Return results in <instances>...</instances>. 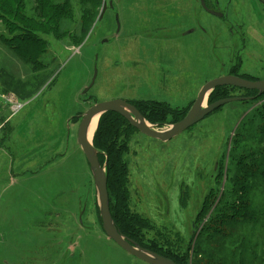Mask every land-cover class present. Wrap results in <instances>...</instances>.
<instances>
[{"label": "rangeland", "instance_id": "374dc122", "mask_svg": "<svg viewBox=\"0 0 264 264\" xmlns=\"http://www.w3.org/2000/svg\"><path fill=\"white\" fill-rule=\"evenodd\" d=\"M110 1L114 8H108L103 20L95 18L88 37L80 40V18L91 7L73 0V20L63 26L70 34L60 40L42 36L46 53L33 59L40 68L35 72L5 43L10 34L0 24V95L15 93L19 98L13 97L14 102L22 105L0 116V126L11 117L2 131L0 127V264H147L121 249L101 227L75 117L97 103H136L139 98L167 102L165 106L186 115L202 88L216 78L236 74L264 80V6L227 13L225 4L216 17L200 0H174L175 9L166 0L103 4ZM157 21V30L151 29ZM95 74L94 86L85 93ZM245 96L235 90L225 99ZM236 104L223 106L166 143L133 133L127 158L130 205L144 220L145 241L163 244L166 239L187 251L206 194L215 186V172L224 157L228 160L241 116L247 113ZM33 112L41 118L34 119ZM60 114L75 119L63 156L47 168L42 167L47 158L38 151L31 160L22 157L28 144L50 146L49 130ZM177 117H170L164 130ZM238 227L243 236L253 231ZM230 252L232 247L223 249L220 258L227 261ZM261 253L257 251L259 257Z\"/></svg>", "mask_w": 264, "mask_h": 264}, {"label": "trees", "instance_id": "16d2710c", "mask_svg": "<svg viewBox=\"0 0 264 264\" xmlns=\"http://www.w3.org/2000/svg\"><path fill=\"white\" fill-rule=\"evenodd\" d=\"M29 2L30 8L26 7ZM72 2L73 0H0V24L10 34L4 41L24 62L33 64L34 72L40 68L35 66L36 60L33 59L46 53L47 42L42 36L50 35L60 40L62 36L70 34V30L63 26L73 20ZM80 2L91 7L85 9L80 18V40H84L90 34L95 18L100 17L103 0ZM220 2L225 3L224 0ZM69 37L72 38L71 35ZM235 90L245 92V97H255L258 94L257 91L235 87H219L211 95L209 104L225 99ZM10 96L0 95V99L6 101L16 94ZM13 103L18 104L14 102V98ZM132 104L154 125L166 126L170 117L186 116L185 113L178 114L164 103L139 101ZM236 106H241L247 113L241 116L236 129L228 154L229 161L224 157L215 172V186L206 194L194 222L193 240L185 252L181 251V247L169 244L166 239L163 244L155 240L145 241L144 220L131 210L130 169L127 159L132 135L138 131L119 114L107 113L100 118L94 146L101 152V163L107 162L111 214L125 236L143 248L172 259L176 264H264V95L253 101L238 102ZM80 116L75 118L80 120ZM178 117L175 123L178 122ZM72 120L75 122V119ZM98 216L102 227L99 208ZM238 225L243 228L251 226L253 231L243 236L245 231H239ZM256 232L259 234L258 242L255 240ZM229 240H232L233 245L227 246ZM227 247H232V252L226 261L220 255ZM258 250H262L260 257L257 255ZM248 254L252 257L249 258Z\"/></svg>", "mask_w": 264, "mask_h": 264}, {"label": "water", "instance_id": "95a60500", "mask_svg": "<svg viewBox=\"0 0 264 264\" xmlns=\"http://www.w3.org/2000/svg\"><path fill=\"white\" fill-rule=\"evenodd\" d=\"M201 3L210 14L215 16L219 15L208 9L204 0H201ZM109 7L114 8L113 1H110L109 3L105 2L103 4L99 20H103ZM219 16L221 17V15ZM96 76L97 74H95L85 93L89 92L94 86ZM219 87H235L247 91H257L258 94L255 97H233L218 100L212 104H206V101L210 99L211 95ZM262 95H264V80L252 81L237 75H228L216 78L208 82L202 88L186 116L181 121L168 126L165 130L164 128L166 126H162L160 124H150L134 104L125 100L117 99L101 102L88 109L81 116L77 142L90 166L99 203L102 228L107 237L114 241L129 255L147 264H176V262L172 259L143 248L139 243L125 236L117 227L110 209L107 162L104 164L101 163V152L94 146V138L92 142L89 140V131L96 117H99L100 120V118L107 113L119 114L139 133L157 141L166 143L199 124L217 109L235 102L253 101Z\"/></svg>", "mask_w": 264, "mask_h": 264}, {"label": "crops", "instance_id": "0c3cea01", "mask_svg": "<svg viewBox=\"0 0 264 264\" xmlns=\"http://www.w3.org/2000/svg\"><path fill=\"white\" fill-rule=\"evenodd\" d=\"M167 3L169 2H172L173 3V7L172 9H175L176 7V3L174 0H166ZM232 6L236 8V11H233V12H243V7H251L254 9V7H258L260 6V4L257 2V0H232ZM182 7V6H181ZM180 7V8H181ZM160 21H157V22H154L150 25V28L153 29V30H157L156 28L157 27V24H159ZM192 28H194L192 26ZM166 39H170V38H166ZM1 93V91H0ZM124 100V99H123ZM140 101H144L146 102L145 100L139 98ZM139 102V101H137ZM165 104L167 102H164ZM169 105V103H167ZM11 110L10 108V105L4 101H2V99H0V116L3 117L4 114H6L7 110ZM12 111V110H11ZM3 114V115H2ZM33 118H37V119H40L41 118V114L38 113V114H35V112H33ZM11 118L10 116L8 117V119ZM56 118L57 119V124L52 127V129L49 130V134H50V138H49V141L51 142L50 146H47L46 144H43L44 148H42V145H39V147H37L36 145H31V144H28L26 150L25 149H22L21 151V155L22 157L24 158H29V160H31L32 158H34L37 154L36 151H38L39 154H43L47 160L45 162V164L42 165V167H48L46 165H50L52 164V162H54L55 160H57V157H62L63 156V153H64V147H65V144L68 140V137H70L72 139V135H73V121H72V118L73 116L69 117L68 116H63V114H60V115H56ZM7 119V120H8ZM7 120L2 123V127H1V131L3 129V125L4 124H7ZM59 121L60 124H59ZM70 123V129H67V125ZM0 131V132H1ZM48 138L45 140V142H47ZM62 146H63V149H62Z\"/></svg>", "mask_w": 264, "mask_h": 264}, {"label": "flooded vegetation", "instance_id": "af4514ba", "mask_svg": "<svg viewBox=\"0 0 264 264\" xmlns=\"http://www.w3.org/2000/svg\"><path fill=\"white\" fill-rule=\"evenodd\" d=\"M204 2H205V4H206L208 9H210L211 11H213V12H215L217 14L220 13L219 12L220 11L219 8L221 7V5H225V4H227L225 12L229 13V12H231V10L232 11H236V8L232 6V0H227V2L225 1V3H221L220 0H204ZM257 2L261 6H264V0H257ZM216 17H219V16H216ZM223 18H224V16L222 17V19ZM80 121H81V116H80ZM73 124L75 125V122H73ZM79 125H80V123H79ZM77 132H78V129H77ZM85 212H86V210H84L81 215L85 214ZM32 264H35V262H32Z\"/></svg>", "mask_w": 264, "mask_h": 264}, {"label": "bare ground", "instance_id": "6f19581e", "mask_svg": "<svg viewBox=\"0 0 264 264\" xmlns=\"http://www.w3.org/2000/svg\"><path fill=\"white\" fill-rule=\"evenodd\" d=\"M97 122H99V117H96L92 123V126L90 128V131H89V140L90 142H92V138L94 136V134L96 133V130H97Z\"/></svg>", "mask_w": 264, "mask_h": 264}, {"label": "built area", "instance_id": "2783aa9c", "mask_svg": "<svg viewBox=\"0 0 264 264\" xmlns=\"http://www.w3.org/2000/svg\"><path fill=\"white\" fill-rule=\"evenodd\" d=\"M11 101V100H10ZM12 102V101H11ZM22 108V106L21 105H19V104H17L15 107H14V110L16 111V110H19V109H21Z\"/></svg>", "mask_w": 264, "mask_h": 264}]
</instances>
